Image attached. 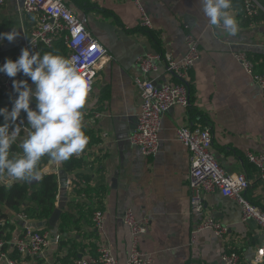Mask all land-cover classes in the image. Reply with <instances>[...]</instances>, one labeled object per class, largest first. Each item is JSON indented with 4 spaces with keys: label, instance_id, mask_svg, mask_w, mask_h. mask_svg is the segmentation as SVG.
I'll use <instances>...</instances> for the list:
<instances>
[{
    "label": "crops",
    "instance_id": "1",
    "mask_svg": "<svg viewBox=\"0 0 264 264\" xmlns=\"http://www.w3.org/2000/svg\"><path fill=\"white\" fill-rule=\"evenodd\" d=\"M23 1L7 0L0 5V16L20 32L12 46L30 40L37 23L35 14L22 9ZM65 3L108 51L83 109L88 144L79 158L84 161L81 170L89 180L88 184L85 180L82 183L89 190L81 195L73 192L71 175H64L69 181L63 191L59 185L57 202L60 195L65 202L62 213L69 210V201L80 202L73 211L77 219L70 226L78 225V229L61 232L60 219L55 227L48 221L40 226L30 219L49 235L50 243L40 255H21L17 250L14 254V241L23 235L24 226L18 218L20 212L5 209L9 217L1 226L9 235L8 256L18 264H62L68 248L61 240L70 239L82 246L78 258L97 256L100 247L108 246L124 264L131 243L124 213L132 208L138 219L150 220L148 231L140 237V248L152 258L150 264H222L221 256L226 251L239 252V264H255L252 260L264 243V234L256 221H243L241 207L234 198L218 190L204 197L206 211L228 227L224 237L211 230H196L201 217L191 212L189 151L178 140L177 129L209 126L215 158L227 171L248 176L251 183L246 195L264 208V182L247 157L248 151L264 152V89L235 56L240 51L264 54V20L246 28L239 25L237 34L231 36L209 24L201 0H144L151 27L142 23L143 14L135 0ZM230 11L236 17L232 7ZM187 30L199 39L201 50L200 59L189 73L190 104H177L164 115L161 148L155 156H145L129 141L141 104L135 79L143 75L136 59L147 52L183 56ZM149 77L157 82L177 81L162 62ZM62 164H58L60 170ZM97 210L105 215L99 228L93 221ZM74 259L71 255L70 262Z\"/></svg>",
    "mask_w": 264,
    "mask_h": 264
},
{
    "label": "built area",
    "instance_id": "2",
    "mask_svg": "<svg viewBox=\"0 0 264 264\" xmlns=\"http://www.w3.org/2000/svg\"><path fill=\"white\" fill-rule=\"evenodd\" d=\"M6 1L0 0V5L5 4ZM135 2L142 11V23L151 27V20L143 8V0H135ZM245 5L249 13L263 8L259 0H245ZM22 9L26 13L35 14L37 23L31 31L30 41L19 45L18 51L11 59H18L24 47H29L35 52L40 42L51 45L58 34L66 32V42L72 50L67 57L76 60L80 73L90 83L91 92L99 65L108 56L107 49L66 5L65 0H24ZM186 28L188 29L189 26L187 25ZM185 40L187 51L181 57H175L171 52H147L136 59L143 75L135 79L141 104L137 124L129 136V141L139 147L145 156H155L161 148L160 131L164 115L177 104L183 106L190 104L189 73L200 59L201 50L199 39L191 31L187 30ZM2 46L3 43L0 44V50ZM235 56L246 72L264 89V73L256 71L255 63L249 58L247 52H236ZM160 62L164 63L177 81L167 79L157 82L149 77L152 72L158 71ZM15 78L0 73V90L12 89ZM21 118L26 124V117L21 116ZM177 138L189 151L191 212L201 217L196 230H211L221 238L228 232V227L205 208V194L218 190L222 195L234 198L241 207L243 221H256L264 234V208L254 204L246 195L251 181L245 173H231L220 165L211 151L213 144L211 128L203 124L182 126L177 129ZM74 157L79 158L81 154ZM247 157L257 167L260 178L264 182V152L248 151ZM41 170L59 174L60 168L58 164L52 163L44 165ZM0 182L6 183L5 177L0 176ZM104 217V212L101 210L94 213L95 227H102ZM18 218L22 221L24 231L23 235L14 241L16 250L21 255L43 254L50 243L48 232L40 230L24 211L18 214ZM124 222L129 228L131 237L128 259L124 264H150L151 256L140 248V237L148 231L149 218L138 219L133 209L128 208L124 213ZM6 244L7 240H0V262L18 264L15 259L8 256L7 250L4 249ZM221 259L222 264H239L241 255L237 251H226ZM252 261L255 264L264 262V243L257 249ZM66 264L123 263L118 261L110 247L102 246L97 256L79 257ZM190 264H200V262L191 261Z\"/></svg>",
    "mask_w": 264,
    "mask_h": 264
},
{
    "label": "clouds",
    "instance_id": "3",
    "mask_svg": "<svg viewBox=\"0 0 264 264\" xmlns=\"http://www.w3.org/2000/svg\"><path fill=\"white\" fill-rule=\"evenodd\" d=\"M201 3L210 25L228 35L237 34L239 23L230 11L231 0H201ZM19 35L16 28L0 32V44L5 40L12 42ZM0 73L10 78L20 73L27 77L13 79L16 96L13 106L10 110L0 108V117H3L0 176L10 181L40 180L39 165L45 157L61 164L84 151L88 137L83 127V109L90 83L80 73L74 58L54 53L41 55L24 47L18 59L9 58L0 65ZM13 145H18L21 154L11 153Z\"/></svg>",
    "mask_w": 264,
    "mask_h": 264
},
{
    "label": "trees",
    "instance_id": "4",
    "mask_svg": "<svg viewBox=\"0 0 264 264\" xmlns=\"http://www.w3.org/2000/svg\"><path fill=\"white\" fill-rule=\"evenodd\" d=\"M259 2L263 8H259L254 13H249L245 5V0H231V7L235 10V15L239 20L238 23L240 26L246 28L254 21L264 20V0H259ZM13 28L14 26L12 24H8L7 19L4 16H0V32L11 31ZM12 43L13 41L8 42L7 40L3 42L2 49L0 50V65L6 62L7 59L11 58L18 51L20 46H12ZM35 52H39L41 55L45 53H54L67 57L72 50L66 43V32H61L57 35L51 46L40 43L37 51ZM247 54L255 63L256 71L264 73V54H259L253 51H249ZM15 79H27V77L20 73ZM29 83L31 84L30 80ZM15 98L16 96L13 92V88L0 90V108L7 107L10 110L13 106ZM32 106H35V101H33ZM21 116L26 117L24 113H22ZM2 122L3 117H0V123ZM11 153L13 155L21 154V150L18 145H13ZM47 163H50V161L47 157H45L39 165L40 171L43 165ZM250 164L254 167V169H257L253 163ZM83 166L84 161L81 158L74 156L62 164L64 175H71L72 190L77 195L88 193L89 190L88 186L82 183L83 180H85L87 184L89 181L87 176L81 170ZM59 185L60 180L58 175L53 172L45 173L44 176H42V178L36 183L19 180L11 185H7L4 182H0V222L9 217V214L5 211V209L10 210V212L24 211L28 214L30 219L35 220L38 223L48 221L57 207ZM79 204L80 202L76 199L68 202L69 210H65L61 214L58 224L61 232L73 230V227L78 229V225H73V227L70 226L75 219L73 211ZM7 239H9V235L6 234V227L0 225V240ZM61 244L63 247L68 248L67 255L61 258L62 264L70 262L71 255H74L75 259L78 258V249L82 248L78 242L71 241L70 239H63L61 240ZM6 246L7 244L4 247L5 250H7ZM15 253L17 254L16 249L14 250V254Z\"/></svg>",
    "mask_w": 264,
    "mask_h": 264
},
{
    "label": "water",
    "instance_id": "5",
    "mask_svg": "<svg viewBox=\"0 0 264 264\" xmlns=\"http://www.w3.org/2000/svg\"><path fill=\"white\" fill-rule=\"evenodd\" d=\"M42 173V176H44V174L46 173V172H41ZM59 177H60V191H63L68 185H67V178L64 176V170L63 169H61L60 170V172H59ZM6 179V178H5ZM19 180H15V181H10V180H8V179H6V184L7 185H11L12 183H15V182H18ZM39 180H33V181H31L32 183H36V182H38ZM61 197H60V200H59V202H58V204H57V207L55 208V210L53 211V213H52V215H51V217L49 218V220H48V223H49V225H51V226H53V227H55L56 225H57V223H58V221H59V219H60V217H61V214H62V211H63V208H64V206H65V202L62 200V195H60ZM44 223L45 222H39V224L38 225H40V226H44Z\"/></svg>",
    "mask_w": 264,
    "mask_h": 264
},
{
    "label": "bare ground",
    "instance_id": "6",
    "mask_svg": "<svg viewBox=\"0 0 264 264\" xmlns=\"http://www.w3.org/2000/svg\"><path fill=\"white\" fill-rule=\"evenodd\" d=\"M143 1H144V0H143ZM135 3H136V2H135ZM142 4H143V2H142ZM136 5H137V4H136ZM137 7H138V6H137ZM138 8H139V7H138ZM143 8H144V6H143ZM139 9H140V8H139ZM144 11H145V9H144ZM141 12H142V11H141ZM145 12H146V11H145ZM84 25H85V24H84ZM85 26H86V25H85ZM86 28H87V27H86ZM87 29H88V28H87ZM88 30H89V29H88ZM54 39H55V38H54ZM28 41H30V40H28ZM28 41H27V42H28ZM53 41H54V40H53ZM25 42H26V41H25ZM40 43H44V42H40ZM40 43H39V44H40ZM52 43H53V42H52ZM66 43H67V42H66ZM39 44H38V45H39ZM44 44H45V43H44ZM46 45H47V44H46ZM51 45H52V44H51ZM51 45H49V46H51Z\"/></svg>",
    "mask_w": 264,
    "mask_h": 264
}]
</instances>
